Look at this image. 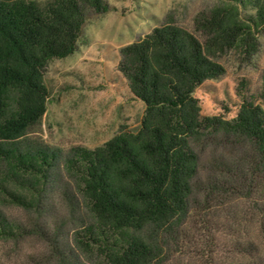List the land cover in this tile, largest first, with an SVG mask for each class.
<instances>
[{
  "label": "trees",
  "instance_id": "obj_1",
  "mask_svg": "<svg viewBox=\"0 0 264 264\" xmlns=\"http://www.w3.org/2000/svg\"><path fill=\"white\" fill-rule=\"evenodd\" d=\"M109 9L105 0H0V239L36 235L46 243L28 264H165L164 245L186 221L195 191L222 194L223 202L256 195L260 240L232 242L223 264H264V109L239 91L233 118L203 115L194 94L224 72L220 53L256 51L264 0H219L199 12L194 27L203 41L164 21L120 47L117 68L144 103L138 127L61 151L31 137L49 96L43 69L76 50L90 11ZM61 168L74 183L60 191L68 210L47 221V192ZM3 204L30 216L11 220ZM74 220L75 249L61 239Z\"/></svg>",
  "mask_w": 264,
  "mask_h": 264
},
{
  "label": "rangeland",
  "instance_id": "obj_2",
  "mask_svg": "<svg viewBox=\"0 0 264 264\" xmlns=\"http://www.w3.org/2000/svg\"><path fill=\"white\" fill-rule=\"evenodd\" d=\"M105 1L110 7L107 12L88 13L76 50L64 58L49 60L43 69L49 96L41 125L31 137L61 151L74 145L94 148L114 136L120 128H137L144 103L132 95L127 80L117 68L120 47L141 38L164 21L189 29L203 41L204 36L194 27V18L219 2ZM216 59L223 65L224 72L204 81L194 93L201 113L233 118L242 100L239 91L255 99L264 109V30L258 36L256 51L252 54L227 49ZM208 153L205 150L201 158ZM205 173L206 170L200 168L199 176L203 178ZM73 184L72 177L61 168L47 192L46 202L50 208L47 221L67 213L68 206L60 191L63 185L72 187ZM257 200L256 195L251 198L241 195L223 202L222 194L206 196L203 191H195L186 221L164 245L165 264H223L225 250L232 242L245 238L259 241V216L254 205ZM1 209L15 221L24 222L30 216V211L17 205L3 204ZM79 225L76 220L68 221L62 230V241L73 249V233ZM44 252H47L46 243L36 235L18 241L0 239V264L33 263L30 256ZM234 258L240 259L237 255Z\"/></svg>",
  "mask_w": 264,
  "mask_h": 264
}]
</instances>
